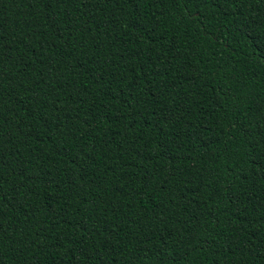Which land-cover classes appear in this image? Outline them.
I'll return each instance as SVG.
<instances>
[{"label": "trees", "instance_id": "trees-1", "mask_svg": "<svg viewBox=\"0 0 264 264\" xmlns=\"http://www.w3.org/2000/svg\"><path fill=\"white\" fill-rule=\"evenodd\" d=\"M264 0H0V264H264Z\"/></svg>", "mask_w": 264, "mask_h": 264}, {"label": "snow or ice", "instance_id": "snow-or-ice-1", "mask_svg": "<svg viewBox=\"0 0 264 264\" xmlns=\"http://www.w3.org/2000/svg\"><path fill=\"white\" fill-rule=\"evenodd\" d=\"M261 243L264 244V240H262Z\"/></svg>", "mask_w": 264, "mask_h": 264}]
</instances>
